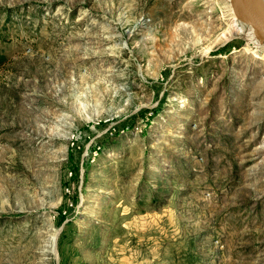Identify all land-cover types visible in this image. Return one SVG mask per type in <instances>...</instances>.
Listing matches in <instances>:
<instances>
[{
	"label": "rangeland",
	"instance_id": "374dc122",
	"mask_svg": "<svg viewBox=\"0 0 264 264\" xmlns=\"http://www.w3.org/2000/svg\"><path fill=\"white\" fill-rule=\"evenodd\" d=\"M232 3L0 0V264H264V43Z\"/></svg>",
	"mask_w": 264,
	"mask_h": 264
},
{
	"label": "bare ground",
	"instance_id": "6f19581e",
	"mask_svg": "<svg viewBox=\"0 0 264 264\" xmlns=\"http://www.w3.org/2000/svg\"><path fill=\"white\" fill-rule=\"evenodd\" d=\"M232 12H233V16L235 15V18L236 19H239L241 21H246L248 22V18L246 16V13H245V9H244V5H243V0H232ZM259 4H260V8L262 9V13H263V16H264V8H263V4H262V0H258ZM247 34H252L255 36V33H254V30L250 31L249 33ZM256 37V36H255ZM150 225V224H148ZM146 229V228H145ZM144 230V229H143ZM54 242H55V246H56V242H57V238L54 237ZM141 250V249H140ZM127 251H125V248H124V253H122L121 255L119 256H122V258H120V260H117L115 258H111L110 260L107 259V261H110L109 263L110 264H135V262L138 264V259L136 256L139 255V256H142V252H134L132 253V255H130L131 257L127 256ZM113 254H116L113 252ZM129 254V253H128ZM154 254V253H153ZM157 255V254H156ZM111 256V255H110ZM118 256V257H119ZM145 256V254H144ZM116 257V256H115ZM141 258V257H140ZM145 258V257H144ZM158 259V258H157ZM160 260V259H159ZM149 261V260H148ZM140 263V262H139ZM108 264V263H106ZM149 264V263H148Z\"/></svg>",
	"mask_w": 264,
	"mask_h": 264
},
{
	"label": "water",
	"instance_id": "95a60500",
	"mask_svg": "<svg viewBox=\"0 0 264 264\" xmlns=\"http://www.w3.org/2000/svg\"><path fill=\"white\" fill-rule=\"evenodd\" d=\"M243 5L256 39L264 43V16L258 0H243Z\"/></svg>",
	"mask_w": 264,
	"mask_h": 264
},
{
	"label": "trees",
	"instance_id": "16d2710c",
	"mask_svg": "<svg viewBox=\"0 0 264 264\" xmlns=\"http://www.w3.org/2000/svg\"><path fill=\"white\" fill-rule=\"evenodd\" d=\"M3 65V60L0 58V68L2 67Z\"/></svg>",
	"mask_w": 264,
	"mask_h": 264
}]
</instances>
